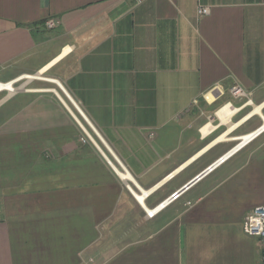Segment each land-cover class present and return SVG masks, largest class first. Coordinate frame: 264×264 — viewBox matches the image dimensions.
I'll use <instances>...</instances> for the list:
<instances>
[{"label": "crops", "instance_id": "0c3cea01", "mask_svg": "<svg viewBox=\"0 0 264 264\" xmlns=\"http://www.w3.org/2000/svg\"><path fill=\"white\" fill-rule=\"evenodd\" d=\"M12 80L0 264H261L242 223L264 204V130L194 179L264 122V0H0Z\"/></svg>", "mask_w": 264, "mask_h": 264}, {"label": "built area", "instance_id": "2783aa9c", "mask_svg": "<svg viewBox=\"0 0 264 264\" xmlns=\"http://www.w3.org/2000/svg\"><path fill=\"white\" fill-rule=\"evenodd\" d=\"M138 3L141 2L142 0H136ZM210 11L209 7L207 6H197L196 9V13L197 15L200 17L202 15H206L208 14ZM57 25V21L55 19H48L45 23L44 26L46 29H53L55 26ZM14 82H16L15 80L12 81H5L2 82L0 81V93H3V97H7L10 95H13L17 92V90L19 89V85H15ZM228 92L229 94L233 97V98H241L244 99L245 101L243 102V105L246 104H250L251 103V98H250V93L245 91L242 87H240L239 85H232L228 88ZM75 105V104H74ZM76 107V105H75ZM231 107V103L227 102L226 104H224L223 106H221V108H219L214 114L215 116H217L218 119L219 116L217 115L218 111L222 108H228L230 109ZM77 108V107H76ZM77 111L80 113V111L77 109ZM77 122L80 124V122L77 120ZM81 125V124H80ZM208 125V124H207ZM264 122L263 124L254 132V135L251 136L249 139H247L243 145L246 142H249L250 140H252L256 135H258L262 130H264ZM84 129V128H83ZM85 134L87 136V138H89L91 141H93L91 135L84 129ZM200 133L203 135L202 129H200ZM252 134V133H251ZM250 135V134H249ZM248 136V135H246ZM245 136H241L240 137V141L236 144H240L243 141V138ZM235 145V146H236ZM239 149V148H238ZM237 149V150H238ZM236 150V151H237ZM234 151V152H236ZM233 152V153H234ZM232 153V154H233ZM230 156V155H229ZM106 157V156H105ZM228 158V157H227ZM107 161L113 166L114 164L112 162H110V160L106 157ZM226 159H221V157L219 159H217L215 162H213L211 165H209L202 173H200L199 175H197L195 177L194 180L199 179L200 176H202L201 174H205L207 172H210L212 169H214L215 167H217L218 165L222 164ZM113 168L115 169V171L117 172L118 176L120 177L121 180H123L125 182V185L127 188H129V190L131 191V193L138 198V196L135 194V192H133V190L131 189L130 185L128 182H132V179L130 178L128 172L126 171V169L124 167H122L120 170H117V168H115L113 166ZM186 189V187H183V189ZM183 189H180L179 191L174 192L173 194H171L165 201H163L162 203H160L157 207H155L154 209H145V213L147 217H153L158 211H160L161 209H163L167 204H169L170 202L176 200L180 195L181 192L183 191ZM140 201L141 199L138 198ZM189 204V203H188ZM242 230L245 234L249 235V236H255L258 237L259 239V243H260V263L264 264V204H260V205H256L254 206L248 213L247 215L244 217L243 223H242Z\"/></svg>", "mask_w": 264, "mask_h": 264}, {"label": "bare ground", "instance_id": "6f19581e", "mask_svg": "<svg viewBox=\"0 0 264 264\" xmlns=\"http://www.w3.org/2000/svg\"><path fill=\"white\" fill-rule=\"evenodd\" d=\"M255 109H256V107H255ZM254 111V110H253ZM233 111H232V109H228V108H222V109H220L219 111H218V113H217V115L219 116V118L221 119V121L223 122V123H228V120H229V117H230V114L232 113ZM255 113H256V110L254 111ZM249 115H251V114H249ZM233 125V124H232ZM208 125H206L205 127H203V129H202V132L204 133V134H206V132L208 131ZM229 127V126H228ZM264 127V126H263ZM231 128V127H230ZM230 131V130H229ZM263 131V130H262ZM254 135V133H252V134H250V135H248V136H245L244 138H243V141H242V143H240V144H238V145H236L232 150H230L228 153H226L225 155H223L222 157H221V159L223 160V159H227V157L229 156V155H231L234 151H236L238 148H240L242 145H243V143L247 140V139H249L251 136H253ZM238 138V137H237Z\"/></svg>", "mask_w": 264, "mask_h": 264}, {"label": "rangeland", "instance_id": "374dc122", "mask_svg": "<svg viewBox=\"0 0 264 264\" xmlns=\"http://www.w3.org/2000/svg\"><path fill=\"white\" fill-rule=\"evenodd\" d=\"M241 158H242L241 156H237L236 158H234V159L230 160L229 162H227L225 165H238L240 160H241ZM257 159L258 158H256V161H258ZM253 161L254 160H250L249 159L248 161H246V163H244V165H254ZM222 171L223 170H220V172H222Z\"/></svg>", "mask_w": 264, "mask_h": 264}]
</instances>
